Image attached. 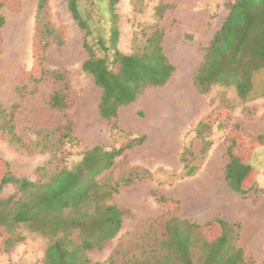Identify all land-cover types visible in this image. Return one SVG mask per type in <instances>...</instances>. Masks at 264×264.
Masks as SVG:
<instances>
[{"label":"rangeland","instance_id":"obj_1","mask_svg":"<svg viewBox=\"0 0 264 264\" xmlns=\"http://www.w3.org/2000/svg\"><path fill=\"white\" fill-rule=\"evenodd\" d=\"M227 1L232 0H119L118 48L124 54L131 52L136 28L152 23L153 8L159 3L169 7L160 25L165 31L163 51L175 70L163 87L147 89L119 110L120 133L112 135L110 126L98 114L100 91L81 71L86 59L83 32L71 18L66 0H47V20L57 37L50 39L42 62L47 72L64 74L73 104L62 111L48 104L60 84L50 77L38 84L31 79L37 70L32 41L37 0H0V106H15V131L26 144L33 146L43 140L52 146L51 153L17 151L0 134V174L8 164L13 175L35 181L37 168L49 160L59 168L70 167L94 146L118 148L129 138L145 137L143 144L127 150L124 160L116 163L113 178L130 168L146 169L150 177L121 187L112 197L110 203L123 212L122 226L101 251L88 253L93 262L103 263L116 249H129L139 232L150 226L162 234L165 222L175 217L201 226L214 218L239 223L237 245L244 259L264 264V145L255 141L264 133V98L240 103L232 89L222 87L201 95L192 82L203 47L227 15ZM223 98L234 104L231 110H219ZM212 114L220 119L205 134L211 145L201 156L202 144L195 138L194 128ZM67 126L77 142L74 145L60 141ZM37 131L39 136L35 135ZM232 140L237 143V155L252 167L247 183L257 184V191L246 196L233 193L224 180L226 149ZM187 146L191 147L193 164L199 168L191 177L182 178L179 158ZM13 192L7 186L0 196ZM158 196L167 202L159 203ZM2 230L0 249L8 234L23 239L10 252L0 251V264H41L44 238L25 224ZM206 235L212 239L217 231L208 229Z\"/></svg>","mask_w":264,"mask_h":264},{"label":"trees","instance_id":"obj_2","mask_svg":"<svg viewBox=\"0 0 264 264\" xmlns=\"http://www.w3.org/2000/svg\"><path fill=\"white\" fill-rule=\"evenodd\" d=\"M118 2L66 0L71 18L83 32L86 59L81 71L100 91L98 114L110 126L112 135L120 133L119 110L135 102L147 89L163 87L175 70L162 46L165 31L160 22L169 7L159 3L153 8L152 23L136 28L131 52L124 54L118 48ZM224 7L227 15L202 49L193 86L201 95L216 87L232 89L240 103L264 98V0H232L225 2ZM46 9L47 0H37L32 39L37 70L31 79L38 84L50 77L59 83L60 88L50 95L48 104L53 110H68L73 101L64 74L49 73L42 65L50 39L57 37L47 20ZM2 23L0 17V27ZM233 107L223 98L219 110ZM14 114L15 106L9 109L0 106V134L9 145L27 153L33 149L51 153L52 146L43 140L33 146L22 140L15 131ZM214 114L200 120L194 128L195 138L202 144L201 156L211 145L205 134L220 119ZM69 130L67 126L60 141L74 145L77 142ZM35 135L40 134L37 131ZM144 141L145 137L139 136L129 138L118 148L94 146L70 167L59 168L49 160L37 168L35 181L13 175L5 164L0 174V193L7 186L14 192L0 196V230H13L25 224L32 233L44 238L41 264H253L244 259L243 250L237 245L239 223L220 218L201 226L172 217L165 222L160 235L150 226L139 232L129 249L114 250L103 263L89 258V252L101 251L121 229L123 212L110 203L112 197L121 187L150 177L146 169L130 168L113 178L116 163L124 160L126 151ZM255 141L264 145V133L257 135ZM236 144L232 140L226 149L224 180L233 193L246 196L258 188L255 182L247 183L252 167L237 155ZM192 157L191 147H185L179 158L183 163L182 178L191 177L199 168ZM157 201L165 203L167 199L158 196ZM208 229H216L217 235L208 238ZM22 239L14 233L4 236L0 251L10 252Z\"/></svg>","mask_w":264,"mask_h":264}]
</instances>
